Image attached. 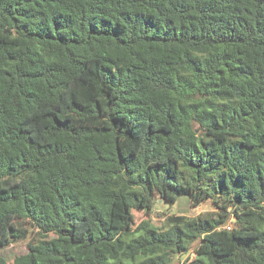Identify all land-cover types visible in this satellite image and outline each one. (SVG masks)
<instances>
[{
  "label": "trees",
  "instance_id": "16d2710c",
  "mask_svg": "<svg viewBox=\"0 0 264 264\" xmlns=\"http://www.w3.org/2000/svg\"><path fill=\"white\" fill-rule=\"evenodd\" d=\"M188 197L216 211L137 223ZM0 264H264V0H0Z\"/></svg>",
  "mask_w": 264,
  "mask_h": 264
},
{
  "label": "rangeland",
  "instance_id": "374dc122",
  "mask_svg": "<svg viewBox=\"0 0 264 264\" xmlns=\"http://www.w3.org/2000/svg\"><path fill=\"white\" fill-rule=\"evenodd\" d=\"M207 211H216L211 202H207L200 206H195L188 197H180L175 204L158 202L155 211L151 214H146L145 211L139 210L134 213L137 223L144 220H152L156 225H162L166 218L171 214L185 215L188 217H197ZM28 248L26 244H18L1 250L0 255L3 256L9 263H12L17 256L27 254ZM195 254L192 252L189 256H183L177 259L175 264H183L188 258L193 259Z\"/></svg>",
  "mask_w": 264,
  "mask_h": 264
}]
</instances>
